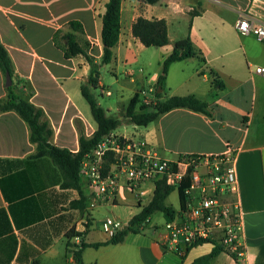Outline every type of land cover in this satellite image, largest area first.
<instances>
[{"label": "crops", "instance_id": "crops-1", "mask_svg": "<svg viewBox=\"0 0 264 264\" xmlns=\"http://www.w3.org/2000/svg\"><path fill=\"white\" fill-rule=\"evenodd\" d=\"M105 1L0 0V38L17 77L28 83L26 96L50 120L52 143L73 153L79 151L78 126L86 136L97 129L81 93L89 65L82 56L65 59L52 38L69 21H79L93 42L91 54L100 61L102 20L95 10L101 3L102 14ZM191 11L197 15L192 17ZM139 17L164 19L169 44L146 48L132 34ZM241 18L264 24V0H158L154 4L122 0L114 58L101 68L102 75L109 67L117 83L122 72L133 84L132 96L138 92L141 103L147 97L153 104L157 97L151 90L156 88L164 60L175 42L190 37L197 56L170 66L161 99L192 95L205 101L211 114L177 108L147 126L127 123L129 133L117 129L113 133L142 137L167 160L222 154L229 146L237 149L239 194L235 199L242 206L244 256L236 259L220 251L209 264H264V78L255 72L256 67H264V43L238 33L235 24ZM150 68L154 75L146 89L140 85L141 72ZM5 88L0 72V100L7 97ZM98 88L111 93L105 90L102 77ZM35 154L24 120L14 111L0 112V264H75L68 252V244H76L68 237L70 232L82 234L81 241L89 244L110 239L102 229L106 218L96 221L97 209L114 211L124 205L129 217L120 222L126 226L152 200L155 186L148 183L137 192L123 188L115 205L89 211L87 182L80 177V190L64 188L57 165ZM180 204L178 194L177 206L167 205L177 212ZM150 222L151 217L144 232H129L118 244L84 249L83 264H192L215 249L209 243L196 245L184 257L164 251L152 229L163 223Z\"/></svg>", "mask_w": 264, "mask_h": 264}, {"label": "built area", "instance_id": "built-area-1", "mask_svg": "<svg viewBox=\"0 0 264 264\" xmlns=\"http://www.w3.org/2000/svg\"><path fill=\"white\" fill-rule=\"evenodd\" d=\"M235 28L240 35H253L264 43V24L241 18ZM255 72L264 78L263 66L256 67ZM144 99L145 104H152L151 99ZM237 157V149L229 146L222 154L182 155L167 160L144 138L112 132L83 157L80 177L91 189L89 211L115 205L123 188L137 192L148 183L156 188L159 181H165L177 192L181 188L184 201L175 216L162 226L152 225L162 249L184 257L190 248L209 243L241 259L243 213L240 201L235 199L239 194ZM149 220L138 226L137 232H144ZM124 227L111 218L102 222V229L110 237ZM73 239L76 244L70 247V255L74 258L81 236Z\"/></svg>", "mask_w": 264, "mask_h": 264}, {"label": "trees", "instance_id": "trees-1", "mask_svg": "<svg viewBox=\"0 0 264 264\" xmlns=\"http://www.w3.org/2000/svg\"><path fill=\"white\" fill-rule=\"evenodd\" d=\"M142 1L154 4L158 0ZM102 7V14L100 13L101 3L95 10L102 20L101 44L103 52L100 61H97L96 57L91 54L93 42L86 37L83 25L79 21H69L56 30L52 38L54 46L62 51L65 59L82 56L89 65V74L85 82L81 84V93L90 106L97 129L91 136H86L84 130L78 126L79 151L76 153L52 143L54 130L50 120L42 108L36 106L27 98L26 95H29V93L26 94L25 89L28 88V83L17 77L10 53L0 38V72L4 77H6L7 72L10 73L12 78V85L5 88L6 99L0 100V112L14 111L24 120L30 130V140L36 145L35 157H49L57 165L64 179V188L80 190V164L83 157L122 123L119 117L106 113L95 93L101 80V68L112 62L114 58L113 49L120 38L122 0H106ZM190 15L193 17L197 15V12L191 11ZM132 34L146 48H161L169 44L168 27L164 19L149 20L139 17L132 26ZM195 56H197V53L189 36L175 42L172 53L164 60L162 65V72L155 88L156 102L153 104L141 103L140 94L136 92L130 99L124 113L129 123L137 126H147L161 115L177 108H186L206 115L211 114L208 104L195 96H172L161 99L162 90L158 92L159 87L162 89L173 63ZM214 84L217 86L219 82L215 81ZM110 162L111 159L106 165L108 166ZM174 190L175 188L166 185L165 181L157 182L150 203L132 217L123 229L112 235L108 241L91 244L81 241L78 250L74 251L75 264H83L84 249L88 247L97 249L122 242L129 232H137V227L144 224L156 212H162L166 220H171L176 211L166 204V200ZM178 194L182 205L184 194L181 188H179ZM80 195V201L84 203L85 198L82 194ZM75 235L82 236V234L70 232L68 237L73 238ZM72 246L68 244V252H70ZM218 253H220V250L215 248L210 254L195 259L192 264H209Z\"/></svg>", "mask_w": 264, "mask_h": 264}, {"label": "rangeland", "instance_id": "rangeland-1", "mask_svg": "<svg viewBox=\"0 0 264 264\" xmlns=\"http://www.w3.org/2000/svg\"><path fill=\"white\" fill-rule=\"evenodd\" d=\"M156 69V64H154ZM136 69L137 66H135ZM142 77H144L143 82L140 84L143 87H146L148 89V85H150L151 77L154 75V69H146L141 72ZM139 72L137 71V75ZM151 75V76H150ZM119 82H115L113 79V75L111 74V70L109 67H106L103 69L102 72V79L105 85V90L111 91V96H108L105 94V91H100L99 88L96 89L95 93L98 98L99 103L102 105V107L107 111L108 115L119 117L122 120L121 125L117 128V131L120 133H129L130 126H128L127 123H129L128 119L125 118V110L126 107L130 101V99L133 97L130 89L133 87V84L129 82L128 77H125V75L121 72L117 75ZM173 79V75L171 77V81ZM139 85V86H140ZM145 104V103H144ZM128 126V127H127ZM178 203V192L177 190H174V192L168 197L167 204L176 207ZM98 210V209H97ZM94 213L96 221H102L103 219L110 217L113 219H117L121 222L127 221L129 217L128 209L125 208V206H119L114 211H111L110 207H104L102 209H99L98 212ZM164 218L161 212H156L151 217L150 224H157V223H163Z\"/></svg>", "mask_w": 264, "mask_h": 264}, {"label": "water", "instance_id": "water-1", "mask_svg": "<svg viewBox=\"0 0 264 264\" xmlns=\"http://www.w3.org/2000/svg\"><path fill=\"white\" fill-rule=\"evenodd\" d=\"M12 85V78H11V75H10V73H6V77H5V86L6 87H9V86H11ZM161 88L159 87V89H158V92H161Z\"/></svg>", "mask_w": 264, "mask_h": 264}]
</instances>
